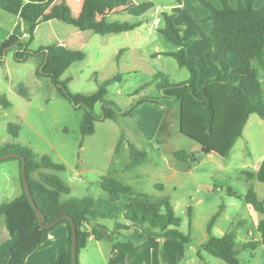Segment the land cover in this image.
<instances>
[{
    "label": "rangeland",
    "instance_id": "1",
    "mask_svg": "<svg viewBox=\"0 0 264 264\" xmlns=\"http://www.w3.org/2000/svg\"><path fill=\"white\" fill-rule=\"evenodd\" d=\"M71 7L77 16L81 7L79 10L77 7ZM157 17L155 12L151 11L142 19L126 16L111 20L122 23L141 21L142 28L138 32L120 34H140L148 37L147 42L141 43L142 61L140 68L136 70L133 69L132 55L123 52L117 59L119 53L129 45L131 38L115 34L101 36L93 32H80L60 21L41 24L35 32L31 49L38 50L64 42L66 45L72 44L69 45L70 49L77 48L87 54L85 61L73 64L62 78L71 79L69 88L73 93H93L104 81L122 75V80L110 85L107 98L114 101L121 111H127L136 106L142 98L163 97L157 87L158 80L151 75V70L167 74L172 84L190 79L188 70L180 68L174 58L165 56L156 60L152 57L156 44L166 52L176 48L161 36L158 27L153 26ZM17 21V16L0 9V25L5 31L11 33L16 30L15 35H27L28 29L26 33L22 32L26 27L25 23L18 26ZM39 64L40 59L36 57L18 63L12 51L4 58V64H0V95L5 96L11 104L10 108L0 112V147L14 142L8 127L17 125L20 127V136L15 143L19 146L38 154H48L51 148L56 149L73 167L80 169L84 167L81 164L84 160L89 168L106 174L122 170L124 184L140 186L143 190L136 195L122 196L118 202L112 199V203L124 207L130 202H161L164 197H168L175 215L182 222L180 232L190 236L192 243L183 245L175 240H166L163 247L161 244L154 245L155 252L149 258L144 255L136 257L137 253L125 249L119 254L122 255L119 264H132L134 256L138 259L134 264H176L175 259L181 262L177 264H227L207 253L202 245L209 239L208 226L217 213L222 211L212 234L218 238L230 231L238 232L237 223L242 217L250 220L247 217L248 206L239 198L245 197L249 190L254 188L246 173L254 174L255 171L243 167L248 162L246 142L239 140L230 158L225 160L220 156L207 155L202 151L200 144L181 133L180 112L176 108L178 106H175L172 120L169 119L162 127L155 142L139 143L132 133L135 128L134 118L119 117L116 121L98 123L95 135L86 137L82 143L80 123L83 111L74 110L69 102L61 98L50 79L37 77ZM258 69L264 80V71ZM145 103L149 102L136 106L135 110ZM95 111L101 114L102 106L98 104ZM132 116L136 115L133 113ZM121 141L123 144L116 153ZM130 145L147 152V161L141 164L132 162ZM178 151H186L194 160H176L173 153ZM18 163L20 161L17 159L0 162V191L9 186L10 177H15L16 172L19 173ZM168 175H171V180H168ZM59 176L72 190L70 196L64 197L66 201L72 198H107V194L97 184L98 173H89L84 181L77 182L71 180L68 172ZM164 185L165 190L162 191ZM7 198L0 199V204L8 202L12 196ZM102 223L108 225L111 222ZM11 237L5 218H0V248L6 249L7 241ZM119 241L134 242L133 239ZM97 245L96 242L88 245V250L79 255V264L86 262V255L87 264H100L93 256L98 250ZM99 245L109 254V242L102 241ZM3 256L4 254L0 255L5 258ZM238 259L241 264H264V248L260 247L255 251L243 250ZM116 260L117 254L114 260L106 257L103 264H117Z\"/></svg>",
    "mask_w": 264,
    "mask_h": 264
},
{
    "label": "trees",
    "instance_id": "2",
    "mask_svg": "<svg viewBox=\"0 0 264 264\" xmlns=\"http://www.w3.org/2000/svg\"><path fill=\"white\" fill-rule=\"evenodd\" d=\"M199 4L211 11L208 21L213 24L210 41L214 52L221 53L225 59L232 55L240 57L241 65L236 69L221 70L212 60L213 51L203 56L204 62L214 71V77L200 80L197 58L187 54L190 42H184L181 29L176 25L173 15L163 14L164 28L161 34L165 40L172 43L177 51L163 53V56L172 57L182 69L188 70L190 79L183 83L172 84L169 77L157 73L158 89L163 94L162 99L142 98L136 106L150 102L170 105L178 102L181 105V133L194 140L202 147L207 155L212 154L220 134L226 124L230 110L240 99L243 109L241 122L233 134L228 137L225 154L229 155L239 138L242 137L244 127L252 114L264 120V97L259 69L264 71V6L256 10L253 0L240 2L238 8H232L228 0H221L223 8H216L209 0H197ZM122 0H83L80 13L75 16L67 0L57 3V0H1L0 9L20 17L29 24L26 38L13 36L3 43L0 51V63L4 62L9 52H14L15 60L24 63L31 57L42 59L36 75L39 78H49L58 93L66 99L76 110L84 111L80 124L83 138L92 136L96 132V124L106 120L116 121L118 115L132 117L135 105L127 111H121L117 104L107 99L108 87L121 80V75L103 82L98 91L92 94L73 93L69 84L71 79L63 80L69 68L77 62L86 59V54L74 51L63 46L53 45L32 50L37 28L51 21H60L73 26L80 32H93L102 36L122 34L135 30L138 24L108 23L98 19V9L102 4L119 5ZM154 8L153 3H142L131 8L128 14L141 17ZM119 54L118 58L120 57ZM225 102V106L222 102ZM4 107L9 103L0 99ZM230 105H227V103ZM102 106L101 114H97L95 107ZM8 132L13 143L0 148V157L14 155L13 158L21 164V183L23 193L14 201L0 205V218H5L6 227L11 236L18 235L17 242L8 253L9 264H25L28 257L44 244L52 231L58 226H68V246L58 264H72L73 262V230L71 221L65 219L51 229L43 228L39 215L43 216L45 225L54 223L59 218L69 216L77 227L78 264L80 252L87 247L90 239L95 241H118L126 238H136L141 232H153L166 240H175L183 245L192 243L190 236L180 232L181 220L175 215L174 208L168 197L161 202L136 201L121 207L112 203V199L121 201L122 196L133 192L131 186L125 185L116 178L103 177L100 187L107 194V198L100 197L72 199L62 201L63 195H69L71 189L56 174L63 172L65 167L55 163L48 156H38L31 149L15 143L19 138L20 127L10 125ZM121 141L117 147L119 152ZM131 160L143 163L148 159V153L130 145ZM178 161L194 160L186 151L173 154ZM22 158L26 162L27 184L32 200L26 192L22 179ZM8 160V159H6ZM2 163V161H0ZM4 162V160H3ZM236 197L238 195L235 194ZM109 198V199H108ZM245 204L259 213H264V201H260L254 188H251L245 197H239ZM223 210V209H222ZM222 212V211H221ZM217 213L209 223V239L202 248L210 255L219 258L227 264H241L238 255L241 251L264 245V221L259 224L262 242L241 244L237 241L235 231L226 233L218 238L212 230L220 218ZM103 221L111 222L108 225L130 224L138 228L133 233L110 228ZM5 257V255L3 256Z\"/></svg>",
    "mask_w": 264,
    "mask_h": 264
},
{
    "label": "crops",
    "instance_id": "3",
    "mask_svg": "<svg viewBox=\"0 0 264 264\" xmlns=\"http://www.w3.org/2000/svg\"><path fill=\"white\" fill-rule=\"evenodd\" d=\"M23 1L27 2L28 0H23ZM61 1L62 0H57V3H60ZM209 1L216 8H218V9L223 8L221 0H209ZM67 2L70 6L77 7L78 10L80 9V7L82 8L83 0H67ZM228 2L232 8L236 9V8H238L240 2H245V0H228ZM142 3H153L154 8L151 9L150 11H148L143 16L135 17V18L142 19L145 16H147V14H149V12L153 11V12H155V15L158 16L156 19H154V21H156V20L159 21L158 25H154V21H153V26L158 27V30L161 31V29L164 28V22H163L162 15L163 14L173 15L176 25L181 29V35H182L184 42L191 41L190 44L188 45L186 51H187V54L189 56L197 58V66H198L199 72H200V80L202 81L205 79L213 78L214 77V71L209 66H207L205 64L204 59H203V56L205 55V53H207L208 51H213V46H212V43L210 41V35H211L212 30H213V24L208 21L209 17L211 16V11L207 8L202 7L197 0H122V2L117 6H114L112 4L100 5L99 9H98V19L100 21H105L108 23L124 24L122 22H111V20L118 19V18H124L126 16L134 17V16H131L130 14H128V11L131 8L136 7ZM263 6H264V0H253V7L256 10L261 9ZM17 18H18V21H17L16 25L21 26V24L25 23L26 27L23 29L22 32L26 33L27 29L29 28V24L27 22H25L24 20H22L20 17H17ZM125 23H129V22H125ZM130 23L131 24H138L139 27L136 28L135 30L131 31V32L122 33V34L135 33V32H138L142 28V23L140 20H136V21H133ZM161 25H162V27H161ZM159 27H161V28H159ZM15 32H16V30H14V32L12 30L11 33L7 32L0 25V51H1V47H2L3 43H5L7 40L12 38L13 36H16L19 38H26L28 36L25 34L15 35ZM160 34H161V32H160ZM115 35H120V34H115ZM122 36H124L125 38H131V42H129V45H127L126 48L123 49L120 53L122 54L123 52H126V53L132 55L133 69L136 70V69L140 68V64L142 61V59H141V56H142L141 43L147 42L148 37L145 35H140V34L139 35H120L119 37H122ZM161 36L164 38V36L162 34H161ZM57 45L63 46L67 49H70L69 47L72 44L68 43L66 45L64 42H62V43H58ZM153 49L155 52H154V54H152V57L156 58V60H161L162 58H164L165 56L162 55L163 53H173V52L177 51V48H175V50H173L171 52H166L158 44H156ZM70 50L80 51L77 48L70 49ZM7 55L5 57H7ZM36 58L40 59V64H41L42 59L40 57H36ZM86 58H87V54H86ZM212 60L223 71L226 70L227 68L236 69L241 65L240 57H238L237 55H232V56H230L229 59H225L221 53L214 52V51L212 54ZM0 64H4V62L0 63ZM158 73H163V72H158ZM156 74H157V72H155V70L154 71L151 70V75L155 76ZM163 74H165V73H163ZM259 74H260V72H259ZM121 77H122V75H121ZM260 79L262 82L263 97H264V80L262 79L261 76H260ZM109 87H108V89H109ZM9 89H10V87H9ZM95 92H93V93H95ZM90 94H92V93H90ZM108 94H109V91H108ZM59 96L61 97L60 94H59ZM134 96H137V95H134ZM162 96H163V94H162ZM61 98H63V97H61ZM0 99L5 100L9 103V101L3 95H0ZM158 99H162V97H160ZM64 100H66V99H64ZM222 105H224V106L226 105L224 101L221 103V106ZM227 105H230V103L228 102ZM175 106H178L176 108H178V110L180 112L179 114L181 115V105L178 102H171L170 105H166L163 102H160V104H154V103L149 102V103H145L144 105L139 107L137 110H134L133 113L136 115L134 117L132 116V118H134V121H135V124H134L135 128H134V131H132V133L134 135V139L135 140L137 139V141L139 143H141V142H144V143L155 142L157 140L159 131L162 130V127L166 124V122H168L169 119L172 120L173 113L175 111ZM10 107H11L10 103H9V106L4 107V105H2V103L0 102V112L2 110L8 109ZM74 110H76V109L74 108ZM77 111H79V110H77ZM83 114H84V111H83ZM145 114H146V116H145ZM119 117H122V116L118 115L116 120ZM242 117H243L242 103H241L240 99H236V103L233 105L232 110H230V116H229L226 124L224 125V128L220 134V137H219V139L215 145L214 151L209 156H213V155L214 156H220L224 160L227 158H230L231 153L229 155L225 154L226 149H227V145H228V137L230 134H233L236 131V129L238 128V126L241 122ZM82 119H83V116H82ZM106 121H113V120H106ZM106 121H104V122H106ZM98 123H102V122H98ZM98 123L96 124V131H97ZM80 132H81V128H80ZM19 136H20V134H19ZM81 136H82V133H81ZM82 138H83V136H82ZM84 139L85 138L82 139V143L84 142ZM239 140H244L247 144L246 157H247L248 162L245 165H243V167L255 171L254 174L253 173H246V175L251 179L250 181L253 183L254 190L256 192L258 199L260 201H264V120H262L258 115L252 114L249 117V119H248V121L244 127L242 137L239 138ZM237 142H236V144H237ZM82 143H81V146H82ZM122 144H123V142H122ZM236 144H235V146H236ZM235 146L233 147L231 152L234 150ZM1 147H3V146H1ZM81 148L83 149L84 147H81ZM129 148H130V146H129ZM36 154L38 156H42V155L48 156L55 163H57L59 165H63L65 167V170L63 172H59L56 174L59 176L62 173L68 172L70 174V178L73 182L84 181L85 178L88 177L89 173H98L99 177L97 178V184L99 187H100V182H101L103 177H113V178H116L117 180H119L120 182L124 183L123 176H122V170L120 172H117V173L111 172L109 174H106V173L101 172L99 170L89 168L84 160H82V162H81V164L84 165V167L82 169H80L78 167H73L67 161L66 157L63 154H61L56 149H52V148H51V152H49L48 154H38V153H36ZM14 162H16V161H14ZM77 164L79 165L80 162H78ZM18 167H19V173L16 172L15 177H10L11 179L9 180V186L8 187L6 186L4 188V190L0 191V193H1L0 199H8L7 198L8 196H12V198L10 200H8V202H3L2 204H6V203H10V202L14 201L15 199L19 198L23 193L22 183H21V164L20 163H18ZM222 169H224V168L222 167ZM0 175H1V173H0ZM171 179H172L171 175H168V180H171ZM131 187L133 188V192L131 193L133 195L134 194L136 195V194L141 193L143 191L140 186H137V187L131 186ZM164 190H165V185H164V189L162 191H164ZM71 192H72V190H71ZM71 192L69 195H63L62 196L61 199L63 202L70 201V200L66 201L64 199V197L70 196ZM240 197L243 198V196H240ZM72 199H75V198H72ZM1 201H3V200H1ZM2 204H0V205H2ZM247 217L250 220L242 217V219L239 220L237 223V228H239L238 232L235 231L237 234V241L241 244L250 243V242L261 243L262 242V235L259 232V224L262 221H264V213L256 212L252 209V207L248 206V216ZM107 226H109L112 229L115 228L116 230L127 231L129 233H133L134 231L138 230V228L136 226L130 225V224H126V225H124V224H117V225L111 224V225H107ZM68 237H69L68 226L66 224L60 225L58 228H56L54 231H52L50 233L48 240L44 244H42L34 253H32L28 257L25 264H58L60 261V258L62 257V255L67 250ZM126 239H133L134 242L129 241L128 243H125L123 241L120 242L119 240L118 241H107L110 243L109 254H106L104 249L101 247V245H99L100 242H102V241H95L93 239H90L88 244H87V247L85 249H83L80 252V254H82V252L88 250V245L90 243L96 242L98 244L97 245L98 250L93 256L96 257V260L98 263L103 264V261L105 260L106 257H108L110 260H114L115 254H117L116 263L119 264V263H121L120 260L122 257V255L119 256V254H120V252L124 251L125 249H129L130 251H132V253H137L138 255L135 254L136 257L144 255L145 258H149L155 252V249L153 248L154 245L161 244L162 247H163V245H166V239H164L163 237H161L160 235H158L156 233L148 232V231L147 232H141L136 238H126ZM17 240H18V235H14L11 237L10 240L7 241L8 247L6 249H5V247L0 248V255L1 254L5 255V258L0 257V264H9L8 253H9L10 249L13 247V245L17 242ZM103 241H106V240H103ZM167 241H173V240H167ZM260 247L264 248V245L258 246L257 249ZM85 260H86L85 263L87 264L88 255H86ZM137 261H138V259H135V256H134L132 264H134L135 262L137 263ZM174 262L176 264L181 263V262H179L178 259H175Z\"/></svg>",
    "mask_w": 264,
    "mask_h": 264
},
{
    "label": "water",
    "instance_id": "4",
    "mask_svg": "<svg viewBox=\"0 0 264 264\" xmlns=\"http://www.w3.org/2000/svg\"><path fill=\"white\" fill-rule=\"evenodd\" d=\"M1 1V0H0ZM14 155H5L0 157V161L6 160V159H10L13 158ZM22 163H23V168H22V179L26 188V192L29 196L30 201L32 202V204L35 207V204L32 200L31 194H30V190L27 184V175H26V162L24 160V158H22ZM40 218V224L43 228L46 229H51L53 227H55L59 222L65 220V219H69L71 221V225H72V230H73V250H72V254H73V262L72 264H78V247H77V227L75 222L72 220L71 217L69 216H64L62 218H59L58 220H56L54 223L50 224V225H45L44 223V219L42 215H39Z\"/></svg>",
    "mask_w": 264,
    "mask_h": 264
},
{
    "label": "built area",
    "instance_id": "5",
    "mask_svg": "<svg viewBox=\"0 0 264 264\" xmlns=\"http://www.w3.org/2000/svg\"><path fill=\"white\" fill-rule=\"evenodd\" d=\"M158 24H159L158 20L154 21V25H158Z\"/></svg>",
    "mask_w": 264,
    "mask_h": 264
}]
</instances>
